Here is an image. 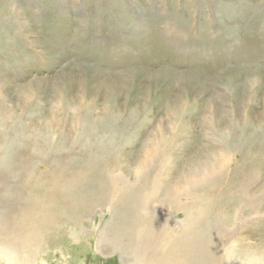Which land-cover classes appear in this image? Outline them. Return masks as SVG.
Listing matches in <instances>:
<instances>
[{
  "label": "rangeland",
  "instance_id": "374dc122",
  "mask_svg": "<svg viewBox=\"0 0 264 264\" xmlns=\"http://www.w3.org/2000/svg\"><path fill=\"white\" fill-rule=\"evenodd\" d=\"M231 244L264 264V0H0V264Z\"/></svg>",
  "mask_w": 264,
  "mask_h": 264
},
{
  "label": "bare ground",
  "instance_id": "6f19581e",
  "mask_svg": "<svg viewBox=\"0 0 264 264\" xmlns=\"http://www.w3.org/2000/svg\"><path fill=\"white\" fill-rule=\"evenodd\" d=\"M228 240V239H227ZM237 242V241H236ZM236 247L237 246H234V245H232L231 244V246H230V249H227L225 252H223V254L226 256V258L229 260V261H232L231 263L232 264H248V263H245V262H243V260L241 259V257L239 258V257H236V256H234L235 255V252H236ZM245 246H242L241 248L243 249ZM240 248V249H241ZM251 251H253V250H251ZM242 252H244V250H241V254H242ZM249 255H251V254H249ZM249 260V259H248ZM257 260V259H256ZM248 262V261H247ZM221 264H223V263H221Z\"/></svg>",
  "mask_w": 264,
  "mask_h": 264
}]
</instances>
